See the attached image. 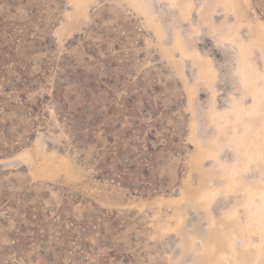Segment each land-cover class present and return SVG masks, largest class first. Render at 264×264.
<instances>
[{
    "label": "rangeland",
    "instance_id": "rangeland-1",
    "mask_svg": "<svg viewBox=\"0 0 264 264\" xmlns=\"http://www.w3.org/2000/svg\"><path fill=\"white\" fill-rule=\"evenodd\" d=\"M260 21L264 0H0V264H264L241 188H264Z\"/></svg>",
    "mask_w": 264,
    "mask_h": 264
},
{
    "label": "bare ground",
    "instance_id": "bare-ground-1",
    "mask_svg": "<svg viewBox=\"0 0 264 264\" xmlns=\"http://www.w3.org/2000/svg\"><path fill=\"white\" fill-rule=\"evenodd\" d=\"M184 5L185 4H183L182 6H184ZM189 5H190V3L187 4V7L185 6L186 7L185 9L188 10ZM190 7H191V5H190ZM259 26H260V31H261L260 38L262 41H264V22L260 21ZM203 72L206 74V76L208 77L209 80H212L209 66L203 67ZM261 127H262V132L264 133V120L261 123ZM252 143H254V141ZM201 157H203V156H201ZM236 176H237V173H235V177ZM241 188H242V193H244V195L247 198V203L245 202L246 203L245 208L249 211L250 219L252 222L251 233H255L257 230H264V188H261V189L253 188V189H251V188H249L245 185H242V184H241ZM171 201H172L171 199H167L168 203H170ZM254 238H255V236L251 237L252 242H254ZM230 247L233 250L235 248L232 244L230 245ZM233 250L229 254L230 257L232 256ZM233 257L234 256H232V258ZM226 263L228 264V262H226Z\"/></svg>",
    "mask_w": 264,
    "mask_h": 264
}]
</instances>
